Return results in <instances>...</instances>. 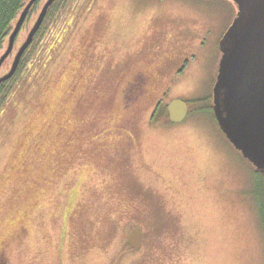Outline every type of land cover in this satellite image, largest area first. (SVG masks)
<instances>
[{
    "label": "rangeland",
    "instance_id": "obj_1",
    "mask_svg": "<svg viewBox=\"0 0 264 264\" xmlns=\"http://www.w3.org/2000/svg\"><path fill=\"white\" fill-rule=\"evenodd\" d=\"M44 1L26 16L0 74ZM143 1L65 0L45 18L7 84L0 104V264H53L62 221L65 263L78 244L90 250L78 262L95 263L98 247L120 245L130 223L142 228L133 264H264L256 167L229 141L212 109L166 127L149 119L161 93L167 100L209 95L210 71L196 81L193 67V76L175 87H152L155 97L130 106L121 87L137 67L158 83L150 70L159 56L136 49L138 30L159 11L160 20L199 27L188 5L213 8L224 29L236 4L168 1L155 13ZM216 37L208 43L209 70L220 55ZM132 49L131 74L120 65Z\"/></svg>",
    "mask_w": 264,
    "mask_h": 264
},
{
    "label": "water",
    "instance_id": "obj_2",
    "mask_svg": "<svg viewBox=\"0 0 264 264\" xmlns=\"http://www.w3.org/2000/svg\"><path fill=\"white\" fill-rule=\"evenodd\" d=\"M36 0H28L8 35V43L0 55V67L14 47L28 10ZM45 0L16 48L10 67L0 75V82L12 77L20 58L41 26L48 7ZM238 11L220 41L221 57L213 87L212 108L216 120L229 141L252 164L264 172V0H235ZM169 119L182 121L187 114L183 100L168 104ZM141 229L133 226L128 243L137 248Z\"/></svg>",
    "mask_w": 264,
    "mask_h": 264
},
{
    "label": "flooded vegetation",
    "instance_id": "obj_3",
    "mask_svg": "<svg viewBox=\"0 0 264 264\" xmlns=\"http://www.w3.org/2000/svg\"><path fill=\"white\" fill-rule=\"evenodd\" d=\"M168 1L176 2L178 0H146V2L143 1L141 7L143 6V8H145V4H149L150 2L152 4L153 11L157 13L159 10H162L163 6ZM233 1L236 4V13L234 15L235 17L238 11V5L235 0ZM188 7L190 8L189 12L190 15H192L193 19L200 23L199 27L193 26L185 21L177 19L160 20L158 18L163 17V14L161 11H159L157 13L158 16L154 15V18L156 19L149 20L147 24L142 27L141 30H138L139 38L142 41L140 42V45L138 46L136 51L141 56H159V59L153 66V69L150 70L154 74H158V77H156L158 79H153V81L158 83H150V80L154 77V75L147 74L145 71H143L144 69L137 67L135 73L127 79L126 83L121 85V87H126L125 94L131 95V98H128L127 100V106L133 105L147 97H155L157 89H153L152 87H175L184 79H186L189 75H194L192 73L193 67L197 68L195 69L196 81L199 78H202V80H204L206 78V70L210 71L208 78H212V82L208 83V85L212 87V90L209 95L213 96V87L216 81L218 64L222 53L220 48V41L222 40V37L230 24H228L224 29H220L221 26L219 20V11H215L213 10V8L207 9L204 7L202 8L190 4L188 5ZM216 23L217 28L215 29L214 25H216ZM214 33L217 34L216 43L220 55L216 66H212L211 70H209L208 68H210V51L208 50V43L213 37ZM126 52L127 57L129 58L131 53L133 52V49ZM146 57H142L141 59ZM116 64H118L117 61L115 63H112V65L108 67L109 69L103 68V71L107 69L109 73L116 71L115 66L119 65ZM95 65L97 67L95 76H99L102 72L100 70L98 71V68H100V64L96 62ZM122 65L124 66L126 71H131V74L133 73L134 66L132 59L129 58V60H127L126 62H122L120 66ZM113 79L114 77L112 75L110 78L112 84L109 82V87L114 86ZM197 85L198 83L195 84V87H197ZM209 95L207 94L206 96ZM206 96L203 95L195 98H181L179 96H171L170 98L168 97L169 99L167 100L164 93H161L155 101L149 115L151 124H153L154 126L166 127L173 125L174 123L177 124L182 122L190 113L193 112L190 108L192 101ZM177 98L185 102L187 107V114L182 121L174 122L169 119L167 107L173 99ZM165 115L169 119V122L166 124L161 121V119L164 118ZM70 202L71 201H69L68 204L65 206L64 212L62 213L63 219L66 218L68 215L67 211L69 210V206L71 205ZM132 225L133 224H131L130 227V223L128 224V233L126 234L125 238L123 239L120 245L114 248H110L108 247V245H100L98 247L100 249H98L97 251L102 254L100 256L101 259L96 260L95 263L92 264H133V260L131 257L134 256L135 252L139 251L142 248L143 243L142 228L140 225H133L139 226L141 229L139 246L135 248L128 243V235L131 228L133 227ZM66 234V226L64 225V221H62L61 229L59 231L58 243L56 245L55 261L53 264H85L78 262L80 261V257L85 256V253L90 251L89 249H87L86 245L83 244L74 245V247L69 250L70 252L68 255L72 257L71 262L65 263L63 248L64 238ZM127 258L128 261H126Z\"/></svg>",
    "mask_w": 264,
    "mask_h": 264
},
{
    "label": "trees",
    "instance_id": "obj_4",
    "mask_svg": "<svg viewBox=\"0 0 264 264\" xmlns=\"http://www.w3.org/2000/svg\"><path fill=\"white\" fill-rule=\"evenodd\" d=\"M28 0H0V52L4 46L5 39L7 37L6 46L8 43V35L13 29L12 26H14L16 19L18 18L21 10L25 6L26 2ZM38 0H36L33 5L28 10L27 15L29 14L30 10L34 8ZM65 0H55L47 9V13L45 18L48 16L49 13H53ZM44 18V20H45ZM43 20V21H44ZM43 23V22H42ZM43 27L41 25L38 29V31ZM5 46V48H6ZM28 49V48H27ZM26 49V50H27ZM5 50V49H4ZM25 52L22 54L19 64L17 66V69L15 72L19 70V68L24 64V61L27 58V53ZM1 55V54H0ZM14 72V74H15ZM12 75V77L14 76ZM8 78L2 82H0V104L2 103L3 99L7 95V92L9 90V86L7 84L9 83L10 79ZM212 96H206L202 98L195 99L192 101L190 108L191 111L199 110V109H212ZM163 123H168L169 119L165 115L164 118L161 119ZM256 183H255V189L254 193L257 197V203H258V214L260 218L261 225L264 230V172L260 171L259 169H256ZM131 226V224H130Z\"/></svg>",
    "mask_w": 264,
    "mask_h": 264
}]
</instances>
